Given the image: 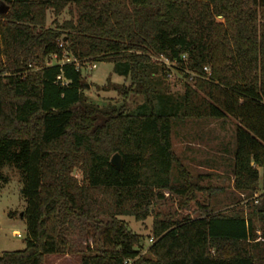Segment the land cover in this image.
Segmentation results:
<instances>
[{
  "label": "trees",
  "instance_id": "obj_1",
  "mask_svg": "<svg viewBox=\"0 0 264 264\" xmlns=\"http://www.w3.org/2000/svg\"><path fill=\"white\" fill-rule=\"evenodd\" d=\"M64 11L70 20L58 23ZM91 62L112 65L129 80L120 95L143 103L126 113L88 102ZM170 69L191 78L179 103L157 90ZM175 117L237 122L233 189L249 198L260 189L256 204L153 216L162 192L191 193L170 181L174 166L187 177L172 152ZM5 166L21 179L25 238L0 264H45L75 219L102 218L109 248L81 264H264V0H0V187ZM119 218H152L145 256Z\"/></svg>",
  "mask_w": 264,
  "mask_h": 264
},
{
  "label": "rangeland",
  "instance_id": "obj_2",
  "mask_svg": "<svg viewBox=\"0 0 264 264\" xmlns=\"http://www.w3.org/2000/svg\"><path fill=\"white\" fill-rule=\"evenodd\" d=\"M57 22L70 20L67 11L57 17ZM53 21L48 15L47 25ZM219 23L221 19H217ZM168 67V63L165 62ZM168 77L159 76L157 90L169 95L173 103H179L185 83L190 79L170 69ZM85 81L84 96L87 101L100 108H123L131 113L143 103L140 95H120L121 86L128 87L129 80L113 73L112 65L88 63L82 69ZM160 85V86H159ZM237 122L231 118L225 120H192L173 118L171 121L172 152L187 177L180 179L178 168L170 172L172 184L187 183L191 186L185 196L162 192L163 199L154 202L153 216L163 221L178 222L183 218L195 219L201 216L199 207H205L213 213H226L232 210L245 209L248 201L261 195L259 189L252 198L247 193L233 189L232 155L235 148L234 129ZM113 156V155H112ZM2 173L8 182L0 187V256L3 253L17 252L24 249L25 226L19 215L23 212L24 201L21 197L22 183L18 172L5 166ZM79 179L78 173L74 175ZM186 180V182H185ZM127 229L143 238L140 255L145 256L149 248L152 218L137 223L132 218H119ZM102 218L99 222L83 225L77 219L73 227L66 230L60 240L63 241L61 253L48 257L45 264H81V258L93 255L109 248L104 233ZM260 234V232H258ZM19 235V237H17Z\"/></svg>",
  "mask_w": 264,
  "mask_h": 264
},
{
  "label": "water",
  "instance_id": "obj_3",
  "mask_svg": "<svg viewBox=\"0 0 264 264\" xmlns=\"http://www.w3.org/2000/svg\"><path fill=\"white\" fill-rule=\"evenodd\" d=\"M110 165L115 168L116 170H120L121 169V159L120 156L115 154L111 157L110 159ZM20 219H22V213L19 215Z\"/></svg>",
  "mask_w": 264,
  "mask_h": 264
},
{
  "label": "built area",
  "instance_id": "obj_4",
  "mask_svg": "<svg viewBox=\"0 0 264 264\" xmlns=\"http://www.w3.org/2000/svg\"><path fill=\"white\" fill-rule=\"evenodd\" d=\"M204 72H206V73H208V70L207 69H204ZM60 78H58V80H59ZM191 79V78H190ZM255 198H256V196L254 197V204H256L257 203V201H255ZM259 236H260V234H258ZM17 237H19V235H17ZM260 240V239H259ZM148 243H149V245H151L152 243H153V239L152 238H150L149 240H148ZM123 264H132V261H125Z\"/></svg>",
  "mask_w": 264,
  "mask_h": 264
}]
</instances>
